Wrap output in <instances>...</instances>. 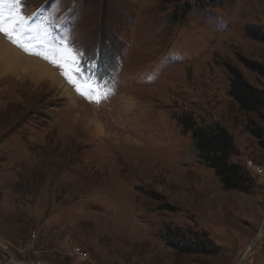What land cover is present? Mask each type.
Wrapping results in <instances>:
<instances>
[{"label":"rangeland","instance_id":"374dc122","mask_svg":"<svg viewBox=\"0 0 264 264\" xmlns=\"http://www.w3.org/2000/svg\"><path fill=\"white\" fill-rule=\"evenodd\" d=\"M2 1L30 48L3 38L73 96L0 61V264H264V180L245 166H264V110L230 96L236 73L264 91L247 34L264 0ZM181 114L232 135L252 191L199 162Z\"/></svg>","mask_w":264,"mask_h":264},{"label":"trees","instance_id":"16d2710c","mask_svg":"<svg viewBox=\"0 0 264 264\" xmlns=\"http://www.w3.org/2000/svg\"><path fill=\"white\" fill-rule=\"evenodd\" d=\"M225 1L238 0H194L200 7H209ZM247 34L253 40L264 42V29L251 27L247 29ZM230 96L245 112L264 110V91L251 87L240 73H236L232 79ZM177 121L185 132L192 134L199 162L215 172L225 190L252 191L249 174L244 167L232 161L237 151L234 138L227 130L215 123L200 125L189 114L177 116Z\"/></svg>","mask_w":264,"mask_h":264},{"label":"bare ground","instance_id":"6f19581e","mask_svg":"<svg viewBox=\"0 0 264 264\" xmlns=\"http://www.w3.org/2000/svg\"><path fill=\"white\" fill-rule=\"evenodd\" d=\"M5 4L6 3L0 0V14H2L4 17L6 16L5 11L3 10L4 7L6 6ZM2 35L3 34H0V61L2 63H4L6 66L11 67L9 69H16L17 67L20 68L23 64H26L28 66L27 72L29 71L31 73L32 78H36L41 82H47L51 86H58L60 84L64 88L65 92L73 96V94H71V91L65 86V84L58 78V76H56V74L46 64H44L40 60L33 59L24 55L13 45L6 42V40L3 38ZM29 43L30 42H28V39L24 40V44L26 45L27 48H30L28 45ZM16 70H20V69L17 68Z\"/></svg>","mask_w":264,"mask_h":264},{"label":"built area","instance_id":"2783aa9c","mask_svg":"<svg viewBox=\"0 0 264 264\" xmlns=\"http://www.w3.org/2000/svg\"><path fill=\"white\" fill-rule=\"evenodd\" d=\"M246 169L251 172L256 177L264 180V166L255 163L253 160H246L245 161ZM37 234L36 231H33L32 237L36 238ZM72 257L79 262L88 263L91 262V255L90 252L84 249L82 246H73L71 249ZM35 264H51L47 260H38Z\"/></svg>","mask_w":264,"mask_h":264},{"label":"snow or ice","instance_id":"6c2138e0","mask_svg":"<svg viewBox=\"0 0 264 264\" xmlns=\"http://www.w3.org/2000/svg\"><path fill=\"white\" fill-rule=\"evenodd\" d=\"M18 22H19L18 17H16L14 14H9L7 19L2 14H0V34L7 36L8 39L13 44H16L25 52H28V48L24 43H18L16 39H13V34L16 30L15 27H13V25H15ZM45 59H47V56H45ZM77 91H79V89H77Z\"/></svg>","mask_w":264,"mask_h":264}]
</instances>
